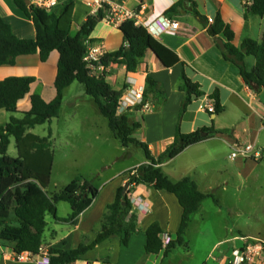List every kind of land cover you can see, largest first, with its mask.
Here are the masks:
<instances>
[{
    "label": "trees",
    "instance_id": "trees-1",
    "mask_svg": "<svg viewBox=\"0 0 264 264\" xmlns=\"http://www.w3.org/2000/svg\"><path fill=\"white\" fill-rule=\"evenodd\" d=\"M28 0H14L17 9L32 21L36 27L35 39L21 40L15 36L13 27L0 15V67L12 66L20 56L39 54L42 63L48 61L54 51H58V72L55 79L56 97L46 102L35 94L31 98V109L22 118H16L17 104L30 92L35 77H10L0 81V109H5L12 116L7 125L0 127V245L12 249L15 254L31 252L38 254L44 244L47 228V216L52 215L58 222H73L91 207L99 195V189L91 181L81 175L75 176L61 191L49 192L51 175L54 167L52 132L46 137H39L29 130L51 123L61 114L65 90L73 83L84 85L86 95L96 103L101 115L107 118L110 131L119 143L127 148L135 146L144 151L146 162L128 171L127 183L130 187L148 185L157 191H166L175 195L183 210L181 224L172 237L170 244L164 248L161 235L163 231L159 223L149 225L145 230V253L150 256L163 254L166 258L172 250L186 243L185 235L190 226L191 217L200 210L201 204L213 194L203 193L191 176L180 181H172L160 164L181 155L188 147L205 141L217 133L214 127L190 134L176 131L169 148L158 159L153 156L150 146L136 137L141 124L133 122L130 113L120 111L127 86L119 90L110 83L107 68H125L127 73L137 74L150 51L157 56L164 68H172L179 63L180 57L172 50L152 37L143 26H137L134 20H126L119 29L123 33L124 44L115 51L104 52L99 60L89 64L84 60L89 48L100 40L92 39L97 25L102 22L103 14L88 17L76 34H72L75 3H62L57 13L47 12ZM246 15L264 16V0H242ZM189 2V7H187ZM187 13L208 21L201 16L195 0H180L166 13L171 17L176 13ZM209 33L215 39L224 41V58L240 72V75L256 95L264 93V36L258 42L248 38L240 47L235 45L236 34L228 23L217 15ZM248 56L256 59L255 66L248 70L245 61ZM102 66L104 71L98 73L96 68ZM93 67V68H92ZM190 68L183 65L182 84L179 90L185 93L180 110L183 117L192 102L205 97L198 82L187 73ZM144 103L158 105L166 100V93L160 82L147 74L144 83ZM215 112L219 115L225 110L217 94ZM140 111V107L134 108ZM207 133L202 137L201 133ZM11 138L16 141L18 156L11 157L8 153ZM239 141V140H238ZM216 200V199H215ZM217 201V200H216ZM67 203L72 209L68 218L58 217L57 206ZM138 217L132 213L130 192H124V186L117 191L116 200L106 208L99 226L96 239L90 244H81L71 250L50 248V264H74L87 252L101 243L120 237L123 245L129 246L131 238L138 233ZM228 264H232L229 262Z\"/></svg>",
    "mask_w": 264,
    "mask_h": 264
},
{
    "label": "crops",
    "instance_id": "crops-1",
    "mask_svg": "<svg viewBox=\"0 0 264 264\" xmlns=\"http://www.w3.org/2000/svg\"><path fill=\"white\" fill-rule=\"evenodd\" d=\"M62 1L64 4L68 1L75 3L72 29V34L74 35L79 32L80 25L90 16V8L87 0ZM112 1L135 10V12L139 13L142 22L147 24L157 18L166 17V13L170 8L180 0ZM195 1L198 4L200 15L207 21L209 19L214 20L217 15H220L222 20L229 24L236 34L235 45L237 47H240L243 40L248 38L258 42L263 39L264 16L251 15L245 18L246 9L242 0ZM31 2L35 3V0H31ZM187 7H189V4H187ZM58 8H55L52 12L57 13ZM0 15L13 27V32L18 39H35L37 30L34 23L27 19L22 11L17 9L14 0H0ZM168 18L179 23V30L176 33L165 34L159 39L157 38V40L180 57L181 61L179 63L172 68H164L158 61L157 56L150 51L147 57L143 59L137 74L127 73L124 67L107 68L105 72H107L113 87L114 85H121L122 88L123 85H126L127 91L131 88L133 90L144 88L147 74H150L156 81L161 83L166 93L164 102H160L156 106L151 105L150 110L147 111L141 109L136 111L131 108L125 111L130 113L133 122L141 124V129L136 133L141 136L142 141H145L150 146L156 159L163 155L172 144L178 128L181 134H190L211 127L216 129L217 133L205 141L188 147L178 157L163 161L160 164L172 181L178 182L187 176H191L203 193L213 194L212 190L219 182L220 177L226 174H228L229 178L236 177L234 172H231V169L221 165L220 158L223 155L226 157L231 149L233 150L237 146L247 144L253 145L256 150L261 149L258 146V133L260 129L264 128V104L249 89L238 68L224 58L223 49L219 47L215 41L216 39L209 33L211 27L209 22L206 23L197 16L182 12L173 14ZM91 38L100 40L95 44L102 53L118 50L124 44L123 33L119 27H113L104 21L97 25ZM59 56V52L54 51L48 61L42 63L38 53L25 55L18 57L15 65L0 67V81L10 77L36 78L31 84L29 94L17 104L18 113L15 115L16 118H22L24 113L30 111L31 98L35 94L41 96L46 102L54 100L56 97L54 83L57 78ZM245 62L247 69L252 70L256 59L248 56ZM184 64L190 68L187 71L188 75L200 84L205 97L194 100L180 119V110L186 96L185 93L179 90L182 84ZM103 71H99V73ZM75 84L76 82L65 90L64 99L67 94L73 92V88H76L79 93H82V90L85 91L83 84L82 87H75ZM121 88H118V90ZM215 94L218 95L225 110L213 117L208 112L202 111L201 105L208 101L214 102L212 97ZM79 97H82V95L80 94ZM86 102L94 109L92 115L87 114L88 110H86V117H79L81 120L77 121L74 117L71 118L63 132L51 129L54 144V167L56 164V142L58 140L59 142H67L69 139H78L75 134L78 133L79 126L74 124L76 126L72 127L73 122L81 123V126L88 127V129L89 127L90 129L92 128L93 140L103 136L109 139L111 131L107 118L100 114L90 100H86ZM74 105L75 108L73 110L80 111V103L76 102ZM11 116L5 109H0V127L7 125ZM39 127L31 129L29 132L39 137H46L45 133L40 134L38 132V129L44 131L43 127ZM234 128H237V130L241 128L240 133L244 134L236 136L235 134L237 133L233 130ZM246 133L248 137L252 135L249 143L247 142L248 137L245 136ZM13 142L14 149L12 150ZM83 142L85 141L83 140ZM85 146L87 150L82 154L84 157L90 148L95 149L90 141ZM123 148L128 149L129 147ZM8 153H13L14 156L11 157L14 158L18 156L14 138H11ZM262 159H264V155ZM145 162L146 160L144 159L143 161L127 165L119 172L108 176L98 173L97 175L102 178L100 183L96 185L92 182V184L99 189V195L91 207L73 222H58L54 216L48 215L44 244L42 246L49 252L51 247L57 250H71L83 243H92L96 239L107 206L116 200L118 189L127 183L128 171ZM207 162L210 166L215 165V177H211L210 172L205 170ZM213 162L215 163L213 164ZM245 164L246 162L237 164L236 169L239 168L238 170L242 171ZM80 172L81 170H77L73 177L80 175ZM84 178L90 180L88 175H85ZM222 184L223 186H228L227 182H222ZM128 192H130L132 213L138 217V233L131 238L129 246L123 245L120 237H115L90 250L74 264H159L157 258L163 255L162 253L157 256H150L145 253V230L149 225L157 222L163 231L172 236L176 235L181 224L183 210L174 194L166 191H157L148 185L130 187ZM205 202L206 200L201 204L200 210L192 215L185 239L190 227H192L194 221H197V217L202 212ZM63 203L58 204L57 214L59 218L65 219L70 216L72 209L71 207L70 209H65L66 207ZM239 237L244 239V244L238 247V237L231 239L235 244L232 248L233 256H221V259H217L218 264H228L234 259L236 252L242 250L246 245L254 246V242H259L255 246L264 244V239L260 237L250 239L251 237H245L242 234ZM138 244L139 248L136 250ZM187 244L186 242L185 245ZM220 244H224V241L220 240L214 243L212 248L216 249ZM228 252H223V254L228 255ZM14 254L9 247L0 245V264H38L31 261H16ZM153 257H156V260H153ZM257 259L255 264H264V257H258Z\"/></svg>",
    "mask_w": 264,
    "mask_h": 264
},
{
    "label": "rangeland",
    "instance_id": "rangeland-1",
    "mask_svg": "<svg viewBox=\"0 0 264 264\" xmlns=\"http://www.w3.org/2000/svg\"><path fill=\"white\" fill-rule=\"evenodd\" d=\"M57 1L63 2L62 0ZM75 85V87H82V84L78 82ZM114 87L118 90L121 85H114ZM72 91L64 99L60 116L53 119L51 123L43 125L44 131L38 129L40 134L45 133L47 136L51 129L63 132L71 118L74 117L78 121L81 120L79 117H86V110H88L87 114L92 115L94 109L86 102V100H90L94 104L93 106L97 108L92 98L87 97L84 90L79 93L76 88H73ZM80 94L82 97H79ZM76 102L80 103V111L73 110ZM74 124L79 126L78 133L75 134L78 139H69L67 142H59L58 140L56 142V164L53 167L49 192L63 190L72 181L77 170H81V176L88 175L89 181L98 185L100 179H102L97 175L98 173L108 176L119 172L127 165L145 159V153L142 149L135 146L124 149L119 141L114 138L112 132H110L109 139L103 136L93 140L92 128L89 127L88 129V127H83L81 123L76 122H73L71 126H76ZM233 130L236 131V136L244 134L240 133L241 128H238V130L234 128ZM258 134V146L261 149L256 152H260L259 158L248 159L242 155H239L238 158H231L235 152L234 149H231L226 157L223 155L220 158L221 165L231 169L236 177L229 178L226 174L219 178V182L212 190L217 201L213 198L206 200L197 221H194L187 233L186 242L188 244L172 250L166 258L163 255L158 257L159 264L162 262L163 264H218L217 259H221V256H233L232 248L235 244L231 239H234V237H238V247L244 244V239L239 237L241 234L245 237H251L250 239L259 237L264 239V159L261 157L264 155V128L260 129ZM245 136L248 137L247 133ZM136 137L141 139V136L137 133ZM251 138L252 135L247 138L248 143ZM89 141L95 149L90 148L84 157L82 154L86 152L87 147L85 145ZM9 154L14 156L13 153ZM243 162H246L243 170L236 169L237 164ZM206 165L205 170L210 172L211 177H215V165L210 166L208 162ZM224 181L228 183V186H223L222 182L225 183ZM63 205H65V209H70L69 204L63 203ZM60 213L62 214L61 210ZM220 240H223L224 244H220L218 248L213 249L212 245ZM257 243L259 242H254V246ZM138 248L139 244L136 250ZM226 251H229L228 255L223 254ZM253 257L256 260H258V257H264V244L261 245V248H257L256 252L253 253ZM153 260H156V257H153Z\"/></svg>",
    "mask_w": 264,
    "mask_h": 264
},
{
    "label": "built area",
    "instance_id": "built-area-1",
    "mask_svg": "<svg viewBox=\"0 0 264 264\" xmlns=\"http://www.w3.org/2000/svg\"><path fill=\"white\" fill-rule=\"evenodd\" d=\"M88 7L90 8V16L95 17L100 12L103 14L102 21L110 24L113 27H119L126 20H134L137 26H143L149 32L150 35L154 38H160L168 33H176L179 30V23L169 19L168 17L157 18L153 22L145 24L142 22L139 13L135 10L127 8L125 5L114 2L112 0H87ZM35 4L41 9H44L47 12L53 11L55 8H58L62 3L57 0H35ZM209 24L213 23V19H209ZM103 55L100 48L94 44L89 48L88 55L84 57V60L93 64L99 60ZM93 68V67H92ZM104 67L99 66L96 68V71H103ZM144 88L141 87L138 90H133L132 88L126 91L122 106L120 111L125 112L128 108L134 109L135 107H140L141 110L147 111L150 110L151 104L149 102L144 103ZM202 111H206L209 114H214L215 112V102L208 101L204 105H201ZM234 153L231 158H238L239 155L244 156L245 158H259L260 152L253 145H243L237 146L234 149ZM262 157V156H261ZM161 239L166 248L172 241V237L168 233H163ZM261 246L246 245L242 250L236 252L235 257L232 261V264H253L255 258L253 253L256 252L257 248ZM16 261H31L38 264H50V253L46 248L41 246L39 248L38 254H31V252H23L20 254H14Z\"/></svg>",
    "mask_w": 264,
    "mask_h": 264
},
{
    "label": "water",
    "instance_id": "water-1",
    "mask_svg": "<svg viewBox=\"0 0 264 264\" xmlns=\"http://www.w3.org/2000/svg\"><path fill=\"white\" fill-rule=\"evenodd\" d=\"M27 3L28 4H30L31 3V0H28L27 1ZM187 4H189V2H187ZM216 41V43L219 45V47H221V49H225V45H224V43H223V41L221 40V39H216L215 40ZM152 52V51H151ZM153 53V52H152ZM154 54V53H153ZM258 99L264 104V93H262V94H260L259 96H258ZM216 115H213V117H215ZM201 136L202 137H205V136H207V133H201ZM129 188H130V185L128 184V183H126L125 185H124V192H127V191H129Z\"/></svg>",
    "mask_w": 264,
    "mask_h": 264
}]
</instances>
